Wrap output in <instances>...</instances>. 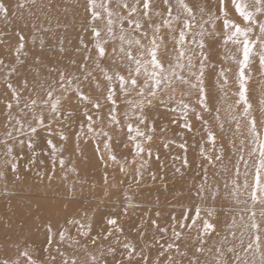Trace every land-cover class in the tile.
Wrapping results in <instances>:
<instances>
[{"label": "rangeland", "instance_id": "1", "mask_svg": "<svg viewBox=\"0 0 264 264\" xmlns=\"http://www.w3.org/2000/svg\"><path fill=\"white\" fill-rule=\"evenodd\" d=\"M134 2L128 0L129 4ZM184 2L193 9L194 19L176 0H170L172 15L179 19L173 21L171 30L161 26L158 59L166 69L171 70L175 65V41L183 28V20L188 19L192 27L186 30L181 47L192 56V67L187 66L185 58L181 61L185 67L174 70L191 83H197L193 73L199 74L201 54L208 57L204 69L208 111L197 102L198 90L190 89L177 79H173L171 87L151 105L135 91L121 93L118 82L113 79L116 104L113 106L107 101L109 82L101 69L109 75L119 69L127 76L128 62L112 55L120 41L108 38L105 48L109 55L98 60L100 68L93 63L96 53L86 21L87 0H0L8 10L7 14L0 13V173L4 174L0 177V264L5 260L8 264H28L29 259L32 264H169V257L172 264H189L193 259L200 264H214L215 248L222 245L226 236L228 242L222 245L226 264H261L264 233H261V252L253 249L245 253L243 247L249 242V236L245 235L244 245H241L239 232L233 229L235 238L228 235L226 225L233 218L239 223L240 215L247 217V213L240 212L245 205L237 204L229 193L235 184H243L245 169L240 156L249 161V169L258 156V152L253 157L248 155L257 147L248 131L249 119H256L258 134L264 136V124L260 123L264 120V70L260 68L258 56H253L245 69L246 95L251 104L246 116L243 104L236 103L239 99L236 60L241 55L235 45L224 44L222 19L208 16L209 11L218 15L217 0ZM20 3L24 4L23 8L18 6ZM227 5L228 18L241 27H251L249 37L256 39L259 24L264 23V10L256 12L255 8H249L256 21L253 24L238 16L231 0H227ZM198 6L204 7L205 12L201 13ZM110 8L127 15L126 10L117 8L114 2ZM97 10L105 15L101 9ZM156 11L161 15H155ZM150 15L154 24L162 25L163 19H171L162 0H156ZM95 23L103 27L104 22ZM142 23L146 28V22L142 20ZM123 27L128 28L127 22ZM114 31L118 35V25H114ZM147 31L148 37L141 39L145 46L149 45L152 30ZM18 33L25 37L24 48L19 53L16 51L20 42ZM132 35L139 37V33ZM201 40L203 49L198 46ZM133 52L135 54V47ZM85 55L93 59L85 61ZM230 55L235 59L229 58ZM82 63L87 64L83 71L79 67ZM221 71L225 73L227 84H224L225 77L220 76ZM58 72L70 75L74 81L67 91L57 90L53 94V100L60 98L59 112L51 111V102L44 106L38 101L31 110L25 107L35 97L24 89V81L27 80L28 87L36 89L41 98H46L44 89L38 85L47 88L52 84L58 89L55 83ZM144 78L142 70L140 83ZM9 83L12 89L7 88ZM77 88L93 102L99 101L101 107L93 108L91 103L82 101L76 94ZM172 88H175L174 93ZM12 90L19 93V102L12 99ZM184 92L189 94L185 96ZM142 99L143 111L132 108L127 102ZM181 102L189 105L186 117ZM8 103L13 105L11 109L6 107ZM112 107L116 109L119 124L111 122ZM197 113L201 119L196 118ZM89 115L91 121L87 120ZM140 116L145 120L143 124L139 123ZM37 118L43 123L37 124ZM17 119L23 127L16 123ZM89 123L94 129L91 133L87 130ZM185 123L191 130L182 127ZM128 124L134 129L138 127L145 137H152L151 141L137 138L145 149L140 156L132 151ZM29 125L36 128L35 133ZM209 132L215 136L214 143L208 140ZM61 134L66 139L61 140ZM48 140L58 149L55 160ZM105 142L116 156L115 161L108 159ZM181 144L185 147L181 148ZM217 155L220 160L215 159ZM236 165H239V177L235 175ZM121 166L124 171L120 170ZM205 182L212 189H219L218 199L213 201L209 197L206 201L207 206L215 208L216 231L205 235V243L201 244L196 228L177 226L176 231L182 233L177 239L173 235L172 217L181 218L183 206L201 203L195 193ZM238 198L245 200L247 196ZM256 207L258 211L259 205ZM109 219H115L116 225H109ZM153 220L156 225L151 223ZM160 228L165 231H159ZM60 233L64 234L63 239ZM49 235L53 240L51 245L47 242ZM169 243L175 246L167 249ZM197 247L204 251L197 253ZM227 247H234V252L228 253ZM24 251L27 257L20 255Z\"/></svg>", "mask_w": 264, "mask_h": 264}, {"label": "snow or ice", "instance_id": "2", "mask_svg": "<svg viewBox=\"0 0 264 264\" xmlns=\"http://www.w3.org/2000/svg\"><path fill=\"white\" fill-rule=\"evenodd\" d=\"M34 2V0H33ZM115 3L117 8H122L126 10L127 15H121L119 11H113L110 8V4ZM177 4L183 9L185 13L189 17L194 19L193 9L189 7L184 0H176ZM156 0H135L134 3L129 4L128 0H100L98 3L97 0H87L86 12L88 13V17L86 18L87 26L90 28L91 35L94 39V49L96 53V59L93 60V63L97 68H100V64L98 63L99 59H103L107 55L105 45L108 43V38L111 40H119L120 46L117 48H113L112 55H116L120 57L121 61L126 60L128 62V69H127V76L122 75L117 69L113 75H109L108 72L104 69L101 71L104 73L105 79L109 82L107 87L108 95L106 96V100L109 101L113 106L116 104V100L114 99L115 92L112 87L113 79L118 82L119 84V91L124 94H128L132 91H135L137 95L140 97L147 99V103L151 105L158 96L164 94L167 89H169L172 85L173 79L180 80L183 84H188L190 89H197L198 90V104L204 111H208V94L204 87V69L206 66V61L208 60L207 56L201 54L202 58L200 60V68L199 74L193 73L195 75V79L197 83H191L189 80L185 79L179 73H177L174 69L185 67L184 63H181L185 58H187V66L189 68L192 67V56L187 55V50L181 47L186 38V30L192 27L189 23L188 19L183 20V28L179 32V37L176 39L177 45V55H176V63L172 66L171 70L166 69L164 67L163 62L158 59V49L160 45L158 44V40L162 41V37L159 35L161 26L167 27L171 30L172 23L174 20L179 19L177 16L172 15V7L170 5V0H162L163 5L167 6V15L171 17V19L165 18L162 21V25L160 23H153L152 16L150 13L154 10V5ZM142 5V7H141ZM218 5V15L211 11L208 12V16L210 19L214 20H221L222 19V28H223V42L224 44H228L229 42L232 45L237 47V52L240 53L241 58L236 60L238 64V83H239V92L238 97L239 99L236 101L237 104H243V112L247 116L251 109V104L248 101L246 92V74L245 69L249 67L251 58L253 56H258L259 58V65L262 70H264V23L259 24V36L256 39H250L249 34L252 32L251 27H241L239 23L228 18V5L227 0H217ZM231 5L234 7L235 12L238 14L239 17L243 19L244 22H251L256 23L253 18V12L249 10L250 7L255 8L256 12H260L264 10V0H231ZM20 8L24 7L23 3L18 5ZM199 11L201 13L205 12V8L202 6H198ZM97 9H101L102 12L105 14L102 16L101 11ZM7 8L3 3H0V13L7 14ZM155 15L160 16L161 13L159 11L155 12ZM142 20L146 22L147 27L145 28V24L142 23ZM96 21H103V27L98 26L95 22ZM124 22H127L128 28L125 29L123 27ZM114 25L119 26V33L114 31ZM201 28L203 25L200 26ZM147 29H151V39L149 40V45L145 46L141 43V39L148 37L149 33ZM139 33V37L133 36L132 33ZM104 33V35H102ZM19 36V45L16 48L17 53H19L24 48V40L25 37L22 34H17ZM202 36L203 33H200ZM107 37V38H106ZM62 43V42H61ZM81 44H83V40H81ZM125 45L127 47H125ZM198 46L203 49L204 42L201 40L198 42ZM136 48V52L134 54L133 48ZM60 51L63 52L64 49L61 47ZM231 59H235L234 56H229ZM89 59H93L91 55H85L84 60L88 61ZM75 63V61H73ZM113 63H116L113 60ZM150 66V67H149ZM80 69L83 71L87 68L86 63L80 64ZM143 70L144 80L142 83L139 81V77L141 71ZM58 79L56 80V84H58L59 88L57 89L52 84H49L47 88H44L43 84L38 85L39 88L44 89L45 97L41 98L39 94L36 92V89L29 88L27 80L24 81V89L26 91H30L33 93L35 98H31L29 103L25 104V107L31 108L38 104V101L41 105H48L51 102V111L53 113H58V105L60 104V98L56 97L54 100L52 99L53 94L57 90L67 91L71 88L73 84V78L64 73L58 72ZM91 76V73H88ZM221 77H225L224 71L220 72ZM7 79V77L5 78ZM227 78H224V84H227ZM12 85L9 83L7 84V88L12 89ZM175 92V88H172V93ZM76 94L82 101H86L87 103H91L93 108L99 109L101 107L99 101L93 102L88 96L84 95L82 92L79 91V88L76 90ZM189 93L184 92L183 95L187 96ZM169 98H171V94H169ZM12 99L17 100L19 102L20 95L15 90H12ZM132 108H139L143 111V99L133 103L132 101H127ZM163 103V100H161ZM182 103V107L184 110L185 117L187 116V109L189 107L188 104ZM264 103V101H262ZM8 109H11L13 105L8 103L6 105ZM219 112V109H216ZM264 111V109H262ZM116 109L112 107L110 109L109 115L112 123L119 124V121L115 115ZM127 119V116L125 117ZM197 119H201L199 113H197ZM99 119V117H97ZM219 120V116L216 117ZM87 120L91 121L92 116H87ZM139 123L143 124L145 122L143 116L138 117ZM37 124H42L43 120L41 118H37ZM17 124H21V121L17 119ZM175 123V121H173ZM207 123V122H206ZM248 131L253 137L254 142L257 144V147L252 148L248 155L249 157H253L257 152L258 156L252 161L251 169H249V161L244 159L243 155L240 156V161L243 162L245 171L243 172L244 180L243 184H235V186L230 191L229 195L233 197L237 204H244L245 207L240 209L241 213H247V217L245 218L244 215H240L239 223L235 218L232 219L231 223H228L226 227L229 229L228 235L232 237H236V231L239 232V241L241 245H244V237L247 234L249 236V242L246 246L243 247V251L247 253L249 250H255L256 252H261V233H264V136L258 134L257 129V121L255 118L248 120ZM264 124V120L260 122ZM31 132L35 133L36 128L29 125ZM129 129V137L128 139L132 141V151L136 156H140L144 151V147L140 142H137V138L141 137L144 138L146 141H151V136H146L145 134L140 131V129L132 128L131 124L127 125ZM182 127L188 128L191 130L190 125L185 123ZM223 127V125H221ZM20 129H17L19 131ZM88 132L91 133L94 131L91 123L88 124ZM135 133L132 135L131 133ZM11 136V133H8ZM80 134L77 133V136ZM107 135V133H105ZM61 140L66 139L65 136L61 134ZM208 140L210 142L215 141V136L211 132L208 134ZM22 143V142H21ZM48 147L51 149V154L53 159L55 160V154L58 151L56 145L52 142V140L47 141ZM127 146V145H126ZM31 147V143L29 144ZM104 147L109 149L108 159L113 161L116 160V156L111 154L110 146L107 142H105ZM167 147V145H165ZM181 148H184L185 145L181 144ZM151 149H149V152ZM243 151V149H241ZM8 153H12V148H8ZM216 160H220L221 157L217 155L215 157ZM64 161L61 159L60 164L63 166ZM211 163V161H209ZM184 165H188L187 159L184 160ZM15 169V165L12 166ZM236 172L235 175L237 177L240 176V169L239 165H236ZM121 171H124V167L121 166ZM179 171V169H177ZM137 174H139V169H137ZM4 174L0 173V177ZM105 182H107V176H105ZM227 187V184H225ZM196 196L199 198L201 203H197L191 206H183L182 207V216L181 218H177L175 216L172 217V228H173V235L179 239L182 235L180 231H176L177 226L180 229H192L196 228L198 230V234L200 236V243L204 244L205 240L203 237L205 235H211L216 231V223L213 222V216L215 212L214 207H210L206 205L207 199L210 197L213 201L218 199L219 197V189H212L210 186H207V183H201L196 189ZM241 195H246L247 199L240 200L238 197ZM257 205H259V209L257 211ZM159 215V213H157ZM259 217V219L257 218ZM186 221H190L186 223ZM109 225H116L117 221L115 219H109L107 221ZM153 225H156V221H151ZM235 229L236 231H233ZM159 231L164 232V228H160ZM111 234V233H109ZM60 238H64V234L60 233ZM48 244L51 245L53 240L51 235L48 237ZM227 236L223 239L222 245L226 244ZM217 246L215 248V256H214V264H226L224 261V249L223 246ZM175 245L169 243L167 245V249L173 248ZM125 247H128L127 245ZM165 249V251H167ZM47 250V249H45ZM197 253H202L204 249L202 247H197L195 249ZM211 251V249H210ZM226 251L228 253L234 252V247H227ZM164 253L162 252L161 255ZM21 256H28L26 251L20 253ZM183 255V253H181ZM146 259V257H145ZM236 259L239 260L240 256L239 253H236ZM169 264H172V258H168ZM3 264H8V261L5 260ZM28 264H32L31 260H28ZM189 264H200V261L197 259H193L189 262ZM261 264H264V252H261Z\"/></svg>", "mask_w": 264, "mask_h": 264}]
</instances>
